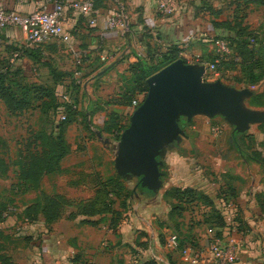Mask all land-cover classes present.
<instances>
[{"label":"crops","instance_id":"obj_1","mask_svg":"<svg viewBox=\"0 0 264 264\" xmlns=\"http://www.w3.org/2000/svg\"><path fill=\"white\" fill-rule=\"evenodd\" d=\"M94 1L96 8L91 16L71 13L66 15L62 28L64 35L68 37L67 41L54 40L29 47L26 45L24 28L9 27L0 32V56L6 55L11 49H29L33 50L31 54L37 56L39 62L41 59L48 62L39 67L38 71L43 77H48L51 87L55 88L61 115L65 114L64 98H67V102L70 101L69 96L63 94L61 82H55L54 77L61 75V78H72L71 83L81 86L80 94L71 106L77 112L81 106L85 107L88 123L91 112L104 104L102 107L112 108V112L119 115L121 125H127L125 120L128 122L134 111L132 102H141L144 96L136 94L129 105L118 104L121 101L118 98L130 91L132 85L129 67L138 60L148 58L149 63H155L158 54L174 51L176 60L181 59L186 64H194L192 59L195 56L204 62H212L215 58V40L225 35L218 24L229 19L227 14H241L245 10L248 12L245 21L250 29H256L264 18V0H177L178 9L171 16H163L157 11V0ZM43 4L47 5L48 10L53 8L50 0H0L1 7L19 15H29ZM214 12L218 15L213 14ZM116 14L122 17L124 30L108 27L107 19ZM92 19L95 20L93 24L90 22ZM18 54V51L14 52V57ZM23 56V59H28ZM220 62L217 66L218 76L221 71H229L220 70ZM103 67L105 73L98 76ZM35 70L34 68L33 71ZM81 77H85L83 85L79 82ZM215 81L220 80L216 78ZM63 83L68 85L69 82ZM114 98L118 101L117 104L114 103ZM110 99H113L114 104H107ZM122 115H126V118ZM59 122H62L60 116L54 125L57 127ZM185 123L189 124L187 127H191L190 123ZM94 136L83 137L88 145L93 143L92 140L98 141L95 145L100 147L99 154L95 155L89 147L70 146L64 138L68 152L59 163L61 173L77 171L78 180L70 185L73 188L89 187L92 198L74 202L65 196L71 205L65 207L52 223L46 222L42 214L33 222L21 218L22 222L15 225L16 228L21 227L22 231H17L13 236H10L5 226L0 225V255L9 258L12 264H188L180 249L169 246L171 238L177 237L183 246L187 244L198 250L206 249L210 236L202 233L201 225L192 220L186 222L187 211L172 210L175 201L164 195L171 188H192L207 195L213 202V196L204 188L187 183V152L178 148V144L185 141L186 137L165 149L160 169L164 173L161 178L162 188L156 193L148 191L138 186L136 179V185L129 190L132 194L126 200V207L121 208L119 201H116L114 208L119 215L113 216L97 212L99 208H94L97 213L83 210L94 199L91 176L99 174L101 166L107 165L111 151L115 156L116 146H112L114 142L117 145L120 139L119 137L117 140L107 129L96 132ZM256 138L264 142V132L256 135ZM101 155L105 157L104 161ZM81 163L86 167L89 165V173L84 172L85 166ZM111 164H114V160ZM172 171L179 172L177 180L173 179L174 175H170ZM233 172L236 174V171L230 170V173ZM48 176L50 174L42 177L37 189L24 192L25 195L31 191L36 192L34 198L28 195L30 200L26 202L24 209L42 202L43 193L63 195L54 192L53 184L51 192L42 190V181ZM99 176L101 177L100 174ZM240 177L242 179L239 181L234 178L231 181L236 191L234 199H219L221 188L215 197L217 209L226 221L221 233L226 241L233 239L238 245L236 264H264V209L259 206L260 199L264 197V170L256 165L251 168L247 166L246 172L240 174ZM139 187L143 190H139Z\"/></svg>","mask_w":264,"mask_h":264},{"label":"rangeland","instance_id":"obj_2","mask_svg":"<svg viewBox=\"0 0 264 264\" xmlns=\"http://www.w3.org/2000/svg\"><path fill=\"white\" fill-rule=\"evenodd\" d=\"M245 8L248 9L249 7L245 6ZM213 14L218 15L215 12ZM226 16H229V19L222 22V25L225 23V26H220V29L225 31V35L217 37L215 43L217 41L224 40L227 44H231L232 47H235L236 41H234L233 38H235L234 36H236L238 31H241L244 35V40H247L248 48H257L259 46L258 43L260 42H257L256 38L258 40L261 39L259 41L264 44V38H262V34L260 32L261 24L258 25L256 29H250L248 22L245 21V19L248 18V12L243 10L241 14H236V12H234L233 14L229 13ZM263 22L264 18L261 23ZM16 51L18 50L11 49L7 51L6 55L0 56V72L5 69L6 66H10V74L6 77V84L12 88V90H17L19 87L23 86H51L49 78L43 77L41 72L38 71L39 67L43 66V64H47L48 62L41 59L40 62L34 61L33 63V60H36V58L32 59L33 55L31 54L26 60L23 59V54L22 56L18 54L17 57H14V52ZM229 51L230 53L226 57H230V47ZM3 57L7 58V62H5ZM7 63L9 65H7ZM34 68L36 69L35 71H33ZM216 78H219L224 85L233 87L237 90L249 89L252 91L253 96L254 94L261 92L264 87V77L259 76L252 78L248 74L247 68L239 69L238 67L233 71H221V74L218 77H214L209 73L204 74L203 76V79L206 82H214ZM71 79L72 78L66 79L64 77L57 81L61 82L60 84L64 90L63 94L69 96L70 103H65L64 106L66 104H72L74 99L80 94L81 86L76 83H71ZM65 81L67 83L69 82L68 85L63 83ZM79 82L80 85H83L85 77H81ZM253 96L251 98H253ZM251 98L245 99V106L252 110L264 111V97L261 100H257V103L260 105L252 104L253 101H251ZM78 103L77 99V104ZM32 105L33 107L29 110L10 114L0 102V210H5L4 213L6 214V218L3 219L0 225L5 226L6 230L10 232V236L18 233L16 229H21V227L16 228L15 224L22 222V219L20 218L22 210L24 209V206L27 205L26 202H29L28 200L30 199L28 198H34L36 194V192L31 191L25 195L24 192H26L27 183L23 185L17 179L20 169H23L22 164L25 163V159H30L28 157L30 154H37L38 156L42 151L41 148L46 149L45 143L42 144V139L38 138V132L40 129H46L48 132L47 134H52L53 137L56 136L57 132L54 133V124L59 119L62 111L61 107H58L56 113H43L39 107H37L38 102H33ZM103 105L104 104H102V106ZM102 106L99 105L98 108L91 112V119L89 120V123L88 120L85 119V114L87 112L85 111L86 109H84L85 107L83 108L81 106L80 109H78V118L76 117V121L70 123L63 132L65 135L63 138L68 140L70 146H77L78 148L86 149L89 147L92 151H94L95 155L100 153V147L95 145L98 141L92 140L93 143L88 145V142L84 141L85 137L83 136L94 138V134L96 132H100L105 129V124L103 122H109L112 108H104ZM122 117L126 118V115H122ZM125 121L128 126L129 121ZM180 121L184 126L183 129L186 132V138L185 141H181L178 144V148L187 152L186 158H188V160L185 162L189 169V179L187 183L200 186L213 196V205L211 206H207L204 201L199 202L196 205L194 204L188 206L186 212V222L192 220L195 224L197 223L198 225H201L200 229L202 230V233L206 234V236H210V234H208L210 220L205 222V215H208L209 218H216V212L218 214L217 216H219L223 222V226L226 223L224 216L220 215L218 211L219 209H217L218 205L215 204V200H217L215 197L217 196L218 189H224V184L230 182L232 178L238 179L236 181L242 179L240 174H244L246 172L247 166L251 168L256 165L260 166L264 170V142L258 141L256 138V135L264 132V129L258 127L262 123L259 125H252L247 132L243 133L245 134L244 137L238 138L239 148H237L231 143L230 139L234 128L220 116H216L211 119L204 116L195 117L190 121L191 127H187L185 123L186 120L184 118ZM86 124L89 125L87 128ZM192 126H194V128ZM213 128L217 129L216 134H213ZM115 144L116 143L114 142V145L112 146L113 148H115ZM114 157L115 156L111 151V155L108 156L109 161L107 162V165L101 166L99 174L103 179L117 175L114 169V164H111ZM101 158L102 161L105 160L103 155H101ZM81 164L83 167L85 166L84 163ZM78 168L79 166L75 167L74 170H77ZM89 170L90 167L87 164V167H84V172L87 174L90 172ZM230 170L236 171V174H234V172L230 173ZM71 172L74 173H70V171L66 173H51L50 176L43 179L42 190L48 193L51 192L50 189L53 184L55 186L54 192H59L60 194H63L62 196H66L74 202L81 199L83 200L84 198H92V190L89 187L73 188L70 185L71 182H77L78 180L77 171L71 170ZM84 172L82 173L85 174ZM223 172L225 173L223 174ZM170 175H174L173 179L175 180H177L176 178H179L180 176L179 172L176 171L170 172ZM122 185L126 192H128L136 185V178L124 180ZM197 192L199 193V191ZM219 199L224 201L222 197ZM261 202L262 199L259 201V206L261 209H264V203L261 204ZM210 212L212 214H210ZM9 221L12 223H7ZM22 224L24 225V222Z\"/></svg>","mask_w":264,"mask_h":264},{"label":"trees","instance_id":"obj_3","mask_svg":"<svg viewBox=\"0 0 264 264\" xmlns=\"http://www.w3.org/2000/svg\"><path fill=\"white\" fill-rule=\"evenodd\" d=\"M94 9L95 7V1L93 0ZM221 24H218V27L221 26ZM217 26V24H216ZM225 26V23L222 25ZM261 34L262 38H264V22L261 24ZM243 31V30H242ZM249 35V34H248ZM234 41H236L235 47H232V45L228 44L231 49L230 57H225L219 64L220 70H229L233 71L236 70L238 67L239 69L247 68L248 74L253 78L256 77H264V44L261 43V39H257V42L259 46L257 48H248L247 46V40H244V35L241 33V31H238L236 33V36ZM20 51V53H19ZM33 50H18L19 54H23L29 58V55L31 54ZM176 52H167L164 54H158L156 57L155 63H149L150 60L147 59H140L136 63L132 64L129 67V71L131 74V87L130 91H127L126 93L122 94L120 96L121 101L118 102L114 98V103L122 104V105H129L131 103L132 98L136 94H142L145 96L148 86L146 83V80L153 75L154 73L158 72L165 66L169 65L170 63L174 62L176 60L175 56ZM32 55V54H31ZM5 59V62H7V58L3 57ZM33 62L39 61L37 56H32ZM9 61V60H8ZM7 65H9L7 63ZM10 67V66H9ZM9 67L6 66L5 69L1 70L0 72V102L3 104L6 111L10 114L29 110L33 107V102H38L39 109L43 113L53 112L56 113L58 110V102L56 99V93L55 88L51 86L46 85H34L30 87H19L17 90H12L7 84H6V77H8ZM105 69L104 67L101 68V70ZM108 71V70H107ZM62 76H56L54 77L55 82H57ZM59 78V79H58ZM264 97V87L261 90V92L254 94L253 98H251V101H253L252 104H258L257 100H261ZM113 99H110L107 104H114L112 103ZM71 105L72 104H66L64 113H65V120L58 123V126L56 127L54 125V133L57 132L56 136L53 137L52 134H47L46 129H40L39 130V137L41 140V143L46 145L45 148H41L42 151L40 155H29L30 158L25 159V163L22 164V168L20 169V173L18 174V181L25 185L27 183L26 191L30 189H37L39 186V182L41 181L42 177L44 175H48L55 172H60V161L64 158V156L68 152V145L66 144L64 138H63V132L65 128L72 122L76 120V117L78 116V112L76 109H73ZM256 105V106H258ZM86 119V115H85ZM189 125V124H186ZM180 126L183 128L180 121ZM88 127V124H86V128ZM127 125H121L120 124V117L117 113L111 112L110 113V119L109 122L105 124V129L113 135H115V138L118 140L120 137V134L125 130ZM261 129H264V123L258 126ZM245 134H239L235 132L233 129L232 134L230 136L231 143L239 148L238 144V138L244 137ZM39 141V140H38ZM40 143V142H39ZM92 179V186L95 190L94 193V199L91 202L88 207L84 206V211H95V213H106L111 214L113 216L119 215V213L115 210V204L116 201H119V206L121 208L126 207V200L131 196V191L126 192L125 188L123 187V179L117 175H114V177L107 178L103 180L99 174H95L91 176ZM231 181L228 183H225V188L221 189V192L219 193L220 197H222L225 200H228L229 198H235L236 191L231 185ZM137 185L138 179H137ZM139 190H143L139 187ZM145 190V189H144ZM165 197L168 199H172L175 201V204L172 207V210H184L187 211V207L190 205H196L199 202H205L207 206L213 205L212 201L205 196L202 193H198L196 190L192 188H171L170 190L165 192ZM42 202H38L35 204H31L27 206L21 213L20 218H26L29 221H34L38 218L39 214H42L46 222L52 223L55 219L59 217V215L63 212L65 207H68L71 205V203L62 195H47L45 193L42 194ZM264 203V197L262 198L261 204ZM94 208H99L96 212ZM5 211V210H4ZM3 210H0V223L3 221L5 214ZM94 213V214H95ZM210 214H212L210 212ZM216 218H212L208 215H205V222H208L210 220V228L214 229L217 236H221V228L223 227V222L217 216L218 214L215 212ZM0 237H1V230H0ZM180 247L184 244L179 240ZM187 245V244H186ZM0 264H12L4 255H0Z\"/></svg>","mask_w":264,"mask_h":264},{"label":"water","instance_id":"obj_4","mask_svg":"<svg viewBox=\"0 0 264 264\" xmlns=\"http://www.w3.org/2000/svg\"><path fill=\"white\" fill-rule=\"evenodd\" d=\"M204 74L203 65L178 59L146 80L148 90L116 145L114 169L118 176L136 178L141 188L158 192L165 149L186 137L180 126L182 118L190 123L197 116H220L239 134L264 122V111L245 106L252 91L237 90L220 81L206 82Z\"/></svg>","mask_w":264,"mask_h":264},{"label":"built area","instance_id":"obj_5","mask_svg":"<svg viewBox=\"0 0 264 264\" xmlns=\"http://www.w3.org/2000/svg\"><path fill=\"white\" fill-rule=\"evenodd\" d=\"M53 8L48 10L47 5L37 6L29 15H19L16 12L8 11L0 6V32L9 27H20L26 31L25 41L29 47L38 46L52 42L54 40L67 41L68 37L64 35L62 23L67 14L78 16H91L94 10L93 0H50ZM157 11L163 16H171L178 9L177 0H157ZM91 24L95 22L92 19ZM110 29H125V23L120 15H113L106 21ZM215 49V58L212 62H204L198 56L192 61L194 64L203 65L205 74L218 76V63L223 60L229 53V46L224 40L217 41ZM104 59L102 58V61ZM64 100L68 103L67 98ZM141 102L134 100L132 102L135 110ZM65 116L60 115V121H64ZM213 134L217 129H212ZM6 218V214L3 215ZM17 231L21 232L20 228ZM210 241L207 248L198 250L190 245L180 248L179 240L173 237L169 240V246L172 249H180L182 256L188 264H236L238 259V245L233 239L225 240L217 236L214 229H208Z\"/></svg>","mask_w":264,"mask_h":264}]
</instances>
